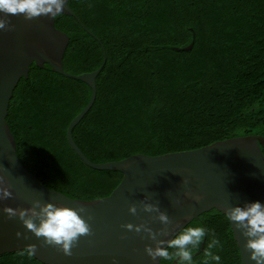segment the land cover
Wrapping results in <instances>:
<instances>
[{
  "label": "trees",
  "instance_id": "trees-1",
  "mask_svg": "<svg viewBox=\"0 0 264 264\" xmlns=\"http://www.w3.org/2000/svg\"><path fill=\"white\" fill-rule=\"evenodd\" d=\"M69 6L81 22L56 16L70 36L65 70L79 75L102 67L96 100L72 132L91 161L264 135V0H69ZM91 95L85 82L33 64L7 116L23 165L73 199L108 196L123 178L87 166L67 140ZM200 217L189 226L207 227L206 248L218 252V264H242L227 216L212 209ZM213 239L220 245L210 250ZM167 250L162 264L176 258L177 249ZM0 264L43 263L23 249L0 255ZM209 264L217 261L210 257Z\"/></svg>",
  "mask_w": 264,
  "mask_h": 264
},
{
  "label": "water",
  "instance_id": "water-1",
  "mask_svg": "<svg viewBox=\"0 0 264 264\" xmlns=\"http://www.w3.org/2000/svg\"><path fill=\"white\" fill-rule=\"evenodd\" d=\"M60 14L77 17L69 0H65ZM5 18L13 27L11 31L0 30V167L7 169L3 175L6 186L11 185L13 196L0 201V255L36 244L34 258L43 264H162L159 257L153 260L145 252L146 245L155 247L147 233L122 227L129 222L146 223L157 232L165 227L154 218V213L142 210V200L158 204L169 216L167 234L157 237L165 241L175 239L193 220L212 209L226 215L229 206L254 201L264 203V135L261 134L231 137L197 149L155 156L134 154L106 163L91 161L76 144L72 132L96 100V78L102 67L79 75L65 70L64 56L70 36L56 26V16L33 20H26L23 15ZM191 48L192 44L184 47L185 50ZM105 63L106 57L103 65ZM33 64L40 68L49 64L54 72L83 81L92 89L88 104L69 124L67 140L87 166L123 174L122 181L110 195L93 200L70 198L46 186L23 165L7 116L14 90L21 78H28ZM33 199L76 209L83 207L87 214L81 215L86 220L88 214L92 217L88 220L92 234L80 237L71 256L44 245L43 238L38 239L27 230L18 217L10 219L3 211L5 206L30 207ZM130 204L137 205L136 215L129 212ZM230 223L242 264H254L244 249L245 238L240 229L235 222ZM18 231L22 233L20 237L16 236ZM173 264H178V258Z\"/></svg>",
  "mask_w": 264,
  "mask_h": 264
},
{
  "label": "clouds",
  "instance_id": "clouds-1",
  "mask_svg": "<svg viewBox=\"0 0 264 264\" xmlns=\"http://www.w3.org/2000/svg\"><path fill=\"white\" fill-rule=\"evenodd\" d=\"M64 3L65 0H0V30H12L13 26L5 17L23 15L26 20H33L41 16L55 17L63 12ZM5 171L7 169L0 167V201L13 196L10 190L11 185L6 186L3 175ZM194 198L199 199V197ZM140 207L144 212L154 213V218L158 219L165 227L159 232L154 231L146 223L134 225L129 222L122 227L136 233L143 231L148 234L149 238L155 242V247L146 245L145 252L153 260L157 257L168 259L170 253L167 249L175 248L177 249L175 255L179 257L181 264H191L190 246L199 244L205 234L204 229H187L171 241L158 239V235L167 234V225L171 223L169 216L161 211L158 204L147 203L142 200ZM3 211L7 213L10 219L18 217L27 230L38 239L43 238L44 245L56 247L66 256L73 254L72 248L81 236L92 234L88 222L92 217L88 214V220H86L81 215V213H86V209L83 207L76 209L62 204L33 199L30 207L13 208L5 206ZM129 212L136 215L137 205L130 204ZM225 213L231 222H235V226L240 229L241 235L245 238L244 249L248 251L250 261H253L254 264H264V203L254 201L246 202L243 206H229ZM21 235L22 233L19 231L16 233L17 237ZM164 244H167V247H164ZM219 245L220 241L213 239L209 248ZM25 250L30 257L34 256L37 245L29 244ZM207 254L218 264L220 260L218 255H213L211 252Z\"/></svg>",
  "mask_w": 264,
  "mask_h": 264
},
{
  "label": "flooded vegetation",
  "instance_id": "flooded-vegetation-1",
  "mask_svg": "<svg viewBox=\"0 0 264 264\" xmlns=\"http://www.w3.org/2000/svg\"><path fill=\"white\" fill-rule=\"evenodd\" d=\"M91 32V31H90ZM91 33H93V32H91ZM94 34V33H93ZM92 35V34H91ZM95 35V34H94ZM96 39H98V37L95 35L94 36ZM199 220H201V217H199L198 219H197V221H199ZM202 227V225L201 226H199V228H201ZM190 228H192V226L190 225H188V226H186L185 227V229H183L178 235H180L182 232H184L185 230H187V229H190ZM204 231H205V234H204V236H203V238H202V240L200 241V243H199V245H196V246H190L191 248H194L195 250H193L192 252H191V255H193V256H191L192 257V259H191V261H192V263H193V261H194V259H205V264H209V260H210V256L207 254L208 253V251H207V248H206V239H207V235H208V229H207V227H204ZM177 235V236H178ZM176 236V237H177ZM175 237V238H176ZM238 245V244H237ZM239 248V247H238ZM212 249V248H211ZM210 249V250H211ZM240 250V249H239ZM213 255H217V251H215V250H211L210 251ZM240 255H241V252H240ZM176 258H178V264H181V262H180V259H179V257L178 256H176ZM175 258V259H176ZM174 259V260H175ZM174 260H173V262H174ZM173 262H172V264H173ZM241 262H242V258H241ZM194 264V263H193Z\"/></svg>",
  "mask_w": 264,
  "mask_h": 264
}]
</instances>
